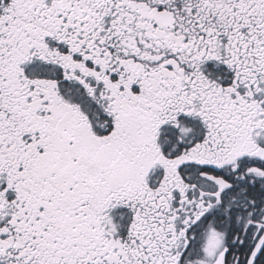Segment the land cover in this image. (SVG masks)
<instances>
[{
  "label": "snow or ice",
  "instance_id": "1",
  "mask_svg": "<svg viewBox=\"0 0 264 264\" xmlns=\"http://www.w3.org/2000/svg\"><path fill=\"white\" fill-rule=\"evenodd\" d=\"M0 264H264V0H0Z\"/></svg>",
  "mask_w": 264,
  "mask_h": 264
}]
</instances>
